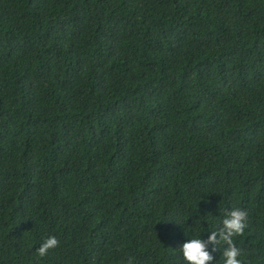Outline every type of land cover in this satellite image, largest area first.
<instances>
[{"label":"trees","instance_id":"1","mask_svg":"<svg viewBox=\"0 0 264 264\" xmlns=\"http://www.w3.org/2000/svg\"><path fill=\"white\" fill-rule=\"evenodd\" d=\"M232 207L264 264V0H0V264H184Z\"/></svg>","mask_w":264,"mask_h":264},{"label":"clouds","instance_id":"2","mask_svg":"<svg viewBox=\"0 0 264 264\" xmlns=\"http://www.w3.org/2000/svg\"><path fill=\"white\" fill-rule=\"evenodd\" d=\"M205 216V215H204ZM207 223V220H205ZM248 213L240 207L228 209L219 221V227L199 232L187 237L179 246V253L184 264H213L214 252L220 251L222 264H242L243 254L235 241L248 227ZM207 232L206 239L202 233ZM55 236H48L36 250L38 257H43L58 245ZM211 245V248L209 247Z\"/></svg>","mask_w":264,"mask_h":264}]
</instances>
